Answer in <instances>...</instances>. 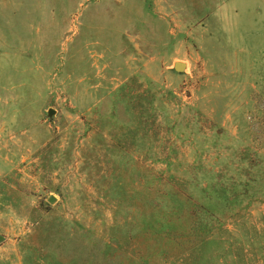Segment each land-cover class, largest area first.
I'll return each instance as SVG.
<instances>
[{
	"label": "rangeland",
	"instance_id": "1",
	"mask_svg": "<svg viewBox=\"0 0 264 264\" xmlns=\"http://www.w3.org/2000/svg\"><path fill=\"white\" fill-rule=\"evenodd\" d=\"M0 236V264H264V0H0Z\"/></svg>",
	"mask_w": 264,
	"mask_h": 264
},
{
	"label": "water",
	"instance_id": "2",
	"mask_svg": "<svg viewBox=\"0 0 264 264\" xmlns=\"http://www.w3.org/2000/svg\"><path fill=\"white\" fill-rule=\"evenodd\" d=\"M185 68H186V65H185L184 63H182V62H177V63L175 64V69H176V71H178V72H182V71H184ZM53 113H54V111L51 110V111H50V114H53ZM54 201H55V198L52 197V198H51V202H54ZM1 240H2V237L0 236V241H1Z\"/></svg>",
	"mask_w": 264,
	"mask_h": 264
}]
</instances>
